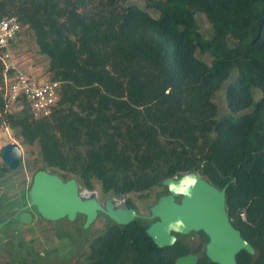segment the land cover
I'll return each instance as SVG.
<instances>
[{
	"label": "trees",
	"instance_id": "16d2710c",
	"mask_svg": "<svg viewBox=\"0 0 264 264\" xmlns=\"http://www.w3.org/2000/svg\"><path fill=\"white\" fill-rule=\"evenodd\" d=\"M144 1L0 0V20L17 18L48 57V80L62 83L42 119L26 102L9 110L0 96V125L37 144L44 167L82 189L143 195L188 171L228 185L226 210L255 249L236 259L264 264V0ZM198 13L211 24L209 38ZM224 86L228 113L220 114L214 96ZM107 218L78 264H176L189 253L217 264L204 231L176 233L161 248L147 233L150 220Z\"/></svg>",
	"mask_w": 264,
	"mask_h": 264
},
{
	"label": "water",
	"instance_id": "95a60500",
	"mask_svg": "<svg viewBox=\"0 0 264 264\" xmlns=\"http://www.w3.org/2000/svg\"><path fill=\"white\" fill-rule=\"evenodd\" d=\"M17 149L16 168L20 162L21 148L17 143H9ZM194 177L195 186L190 187L189 178ZM161 185L169 189L168 195L160 196L158 201L148 207V219L158 218L147 228V233L157 246H172L177 240L176 233L188 234L191 231H204L209 241L206 244L207 256L217 264H239L236 255L242 249L251 254L254 247L242 236L232 223L226 210V189L218 188L206 180L197 171H188L178 177L164 179ZM190 191V195H185ZM182 196L180 202L175 198ZM30 204L35 205L38 212L48 220L68 217L74 220L78 214L86 216L84 226L89 227L103 211L118 224H128L135 218L143 217L135 209L114 207L111 198L103 204L98 201L96 190H83L75 177L65 179L61 174L43 169L36 172L29 192ZM24 223H30L32 215H21ZM182 221L184 227L180 231L169 230L168 225ZM196 253H189L176 259V264H198Z\"/></svg>",
	"mask_w": 264,
	"mask_h": 264
},
{
	"label": "rangeland",
	"instance_id": "374dc122",
	"mask_svg": "<svg viewBox=\"0 0 264 264\" xmlns=\"http://www.w3.org/2000/svg\"><path fill=\"white\" fill-rule=\"evenodd\" d=\"M129 3H134L140 7H145L144 0H128ZM153 15L158 16V12L150 11ZM197 23L202 34L209 38L212 36V27L209 21L200 13L196 16ZM15 59L20 63L26 71L31 73L32 78H35L37 69V78L39 81L48 80L47 66L48 57L41 55L37 51L35 41L27 29H23L21 34L13 43ZM200 58L210 63L211 57L208 54L197 53ZM35 74H33V73ZM232 75H235L233 73ZM226 81L225 84H227ZM260 91L254 88V103L260 98ZM214 101L219 107L220 114L228 113L225 100V86L218 90L214 96ZM253 103V104H254ZM17 107L10 106L9 110L15 111ZM249 109L248 111H250ZM247 111V110H246ZM245 111H241L236 115H240ZM8 129H1V137L3 141L10 139ZM25 147V167L29 168L32 164L40 162L39 149L37 144L33 146L24 144ZM23 177L27 180L30 176L24 172ZM100 190L99 184L96 187ZM85 215L80 214L75 220H62L57 222L43 223V226H37L30 229H25L26 232L31 230L30 234H25V239L20 236L10 238L8 235L0 232V264H78L85 259L88 248V240L101 230L107 224V219L104 214H101L89 227L84 226ZM42 227V229H41ZM63 229L68 233L63 236ZM60 234V235H59ZM194 245L198 244V236L194 235L190 238ZM12 246V248H10Z\"/></svg>",
	"mask_w": 264,
	"mask_h": 264
},
{
	"label": "flooded vegetation",
	"instance_id": "af4514ba",
	"mask_svg": "<svg viewBox=\"0 0 264 264\" xmlns=\"http://www.w3.org/2000/svg\"><path fill=\"white\" fill-rule=\"evenodd\" d=\"M1 129L9 130L10 139L8 141L2 140ZM9 143H17L21 148L20 162L16 168H13V166L16 163L17 149L14 146H9L5 149V146ZM25 155L24 144L17 138V136L14 135L13 131L9 127L3 124L0 125V232L2 235L6 232V235H8L10 238L20 236L21 239H25V234L27 233V235H29L31 232V230L26 232L25 229L34 228L37 226L40 227L43 226V223L57 222L60 221V219L69 220L68 217H63L57 220H48L38 212V209L35 205L30 204L29 192L33 183L34 175L39 170L51 169L45 168L41 160L39 163L32 164L26 169L24 162ZM24 169L25 173L30 171V176L27 177V180H25L26 177H23L22 172ZM67 178H69V176ZM94 190L98 192V201L100 203L103 204L108 198H111L115 208L121 207L135 209L140 215L143 216L140 218L150 220V224L156 221L158 218L148 219L145 217L149 215L148 207L156 203L160 196L169 194L168 187L161 184L143 195L131 192L122 196H115L111 194H105L96 188ZM181 197L182 196H177L175 200L180 202ZM24 213H30L32 215V220L30 223H24L22 221L21 215ZM101 214H104L107 221L109 222V219L107 218L108 216L103 211H99L98 217ZM62 231L63 232L60 234H63V236L68 233L66 229H63ZM10 248H12V246H10Z\"/></svg>",
	"mask_w": 264,
	"mask_h": 264
},
{
	"label": "built area",
	"instance_id": "2783aa9c",
	"mask_svg": "<svg viewBox=\"0 0 264 264\" xmlns=\"http://www.w3.org/2000/svg\"><path fill=\"white\" fill-rule=\"evenodd\" d=\"M22 31L16 17L0 20V62L4 69L0 74V96L6 107H19L26 102L35 119L51 116L61 94V81H39L23 69L15 59L13 41Z\"/></svg>",
	"mask_w": 264,
	"mask_h": 264
},
{
	"label": "clouds",
	"instance_id": "9594fccd",
	"mask_svg": "<svg viewBox=\"0 0 264 264\" xmlns=\"http://www.w3.org/2000/svg\"><path fill=\"white\" fill-rule=\"evenodd\" d=\"M196 183V180L194 177L189 178L188 180V184L190 187H194ZM185 195H190V191H185L184 192ZM184 227L182 221H176L173 224H169L168 225V229L169 230H176V231H180L182 228Z\"/></svg>",
	"mask_w": 264,
	"mask_h": 264
},
{
	"label": "crops",
	"instance_id": "0c3cea01",
	"mask_svg": "<svg viewBox=\"0 0 264 264\" xmlns=\"http://www.w3.org/2000/svg\"><path fill=\"white\" fill-rule=\"evenodd\" d=\"M19 65L23 68V69H25L20 63H19ZM34 71L36 72V74L35 73H33V74H35V76H37V74H38V71H37V69H34ZM28 72V71H27Z\"/></svg>",
	"mask_w": 264,
	"mask_h": 264
}]
</instances>
